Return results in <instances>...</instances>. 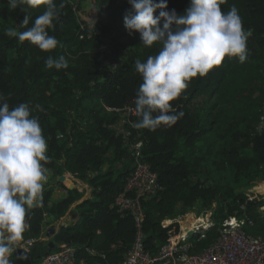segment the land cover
<instances>
[{
	"label": "trees",
	"instance_id": "16d2710c",
	"mask_svg": "<svg viewBox=\"0 0 264 264\" xmlns=\"http://www.w3.org/2000/svg\"><path fill=\"white\" fill-rule=\"evenodd\" d=\"M189 2L168 0V8L183 14ZM56 3L64 6L60 9L59 21L49 34L58 39L60 46L51 52H43L28 41L20 42L5 35V29L26 31L42 14L44 6L33 9L21 5L13 10L8 0H0V95L10 108L21 102H30L34 108L35 85L54 75L55 91L70 103L74 111L80 110L83 117L85 114L91 116L80 125L70 123L62 109L42 106L43 111L34 109L32 112L39 119L48 143L47 154L51 159L45 165L46 169H55L59 175L64 172L74 174L89 186L91 198L81 200L80 192L66 188L65 197L53 201L54 190L45 188L42 205L32 209L27 217L31 227L23 239L36 240L31 249L34 259L50 252L47 244L52 241L54 248L64 243L76 244L79 247L77 257L84 258L86 264H121L134 238V222L130 215L117 214L111 205L124 189L133 163L132 166L129 162L113 168L114 161L120 162L126 149L123 136L108 128L116 117L105 108L135 106L142 78L135 70L134 61H145L149 55H156L161 46L154 44L147 48L139 33L129 35L125 30L123 17L131 7L128 0H97V21L92 28L79 23L72 0H56ZM232 5L239 9L244 28L252 33L248 39V59L240 63L236 57H226L223 64L206 77L194 78L186 93L172 102L178 111L184 112V116L171 128L162 126L154 132L131 129L129 138L141 141L140 153L156 173L161 186L156 195L142 200L144 248L151 252H156L166 241L167 229L162 225L165 217L185 214L195 206L201 211L215 205L214 224L205 230V240L199 243L202 246L216 236L223 219L235 211L240 213L236 202L243 200V194H233L231 190L217 193L210 186L190 180L189 162L177 156L180 145L193 146L221 128L219 142L216 138L204 142L205 152L211 154L215 151L220 155L216 167L219 170L229 168L249 178L258 171H261L260 179L264 175V134L254 132L258 106L264 96L257 94L250 98L253 82L264 78V0H227L221 5L222 11L227 12ZM25 15L29 17V23L22 27ZM81 33L89 38L79 39ZM108 52L117 54L124 63L112 67L106 62ZM49 55L57 59L64 56L68 68L59 71L46 68L45 60ZM239 101L243 104L240 111L235 110L237 114L231 113L232 119L224 121L217 106L227 107ZM83 103H92V106L86 107ZM135 119L139 121V117ZM58 133L62 134L61 138H56ZM244 148L258 156L241 155ZM109 150L114 153L115 160L111 162L106 156ZM73 203H76L77 210L74 221L59 226L51 240H41L43 213L58 219ZM258 205L261 202L256 200L248 203L247 212L255 226L247 230L253 235H264V216L257 212ZM86 248L104 256L90 255ZM11 260L12 264H25L17 256H12Z\"/></svg>",
	"mask_w": 264,
	"mask_h": 264
},
{
	"label": "clouds",
	"instance_id": "9594fccd",
	"mask_svg": "<svg viewBox=\"0 0 264 264\" xmlns=\"http://www.w3.org/2000/svg\"><path fill=\"white\" fill-rule=\"evenodd\" d=\"M131 6L123 17L129 35L139 33L142 44L161 46L156 55L145 61L136 59L134 66L142 83L135 97L134 114L139 117L137 129L154 132L171 128L184 116L172 102L186 93L194 78L206 77L223 64L226 57L244 63L249 56L248 39L251 30L243 25L239 9L232 5L227 12L221 5L227 0H190L183 14L168 8V0H128ZM11 9L44 6L30 28L18 32L5 29V35L28 41L43 52L60 46L49 34L59 21L63 3L56 0H8ZM26 11L24 7L20 8ZM158 12V14H157ZM29 23L25 15L22 27ZM68 60L49 55L45 67L57 71L67 69ZM30 102L10 108L0 95V264H12L11 257L20 247L24 233L30 229V211L43 203L48 181L46 164L50 162L48 143ZM19 259H27L25 253Z\"/></svg>",
	"mask_w": 264,
	"mask_h": 264
},
{
	"label": "built area",
	"instance_id": "2783aa9c",
	"mask_svg": "<svg viewBox=\"0 0 264 264\" xmlns=\"http://www.w3.org/2000/svg\"><path fill=\"white\" fill-rule=\"evenodd\" d=\"M86 38H89V35L83 33L79 35L81 40ZM134 108V105L108 108L107 110L116 117L108 128L121 134L123 138H129L131 129H136ZM254 132L258 135L264 134V111L258 116ZM61 137L62 134L56 135V138ZM140 147L141 141L136 140L132 171L126 179L124 189L116 195L111 205L117 214L130 215L134 222V238L121 264H264V235H253L247 230L255 226L254 220L247 212L248 203L253 200L260 201L258 195L264 192L258 191L255 188L257 186L249 194H244L242 201L237 200V209L240 213L235 211L233 215L223 219L216 236L208 244L199 245L205 240V230L214 224L212 214L215 205L201 213L190 211L187 214L165 217L162 225L167 229L166 241L156 252L146 250L142 231L145 217L142 200L156 195L161 186L156 173L142 157ZM66 188L64 185L58 192L66 194ZM260 209H264V204L257 206L258 212ZM43 216L41 234L47 229L44 228V224L48 215L43 213ZM35 241V239L20 241L17 250L27 255V259H23L25 264H86L84 258L77 257L79 247L73 243L60 244L47 254L34 259L31 249ZM85 250L90 255L104 256L88 248Z\"/></svg>",
	"mask_w": 264,
	"mask_h": 264
},
{
	"label": "rangeland",
	"instance_id": "374dc122",
	"mask_svg": "<svg viewBox=\"0 0 264 264\" xmlns=\"http://www.w3.org/2000/svg\"><path fill=\"white\" fill-rule=\"evenodd\" d=\"M72 3L75 8V13L77 16V19L79 23L83 26H87L88 28H92L94 23L97 21V0H72ZM6 3H3L5 5ZM105 41V39H103ZM105 47V45H104ZM107 51V49H105ZM94 51V50H93ZM251 51L254 52L255 48L252 47ZM110 54V55H109ZM106 62H110V64L114 67H120L124 60L119 57L115 53H109L108 52V58ZM55 77L54 75H51L49 77H46L42 79L39 84L35 85V89L33 90L32 98L36 104H39L41 106H47L48 108H58L65 111L66 116L68 117L70 123H77V124H85L87 118L91 119V116L89 114H85L83 117L82 112L80 110L74 111L73 108L70 106V103L67 102L63 97H61L53 88L55 83ZM250 98H254L257 94L260 96H264V78L256 79L252 86L250 87ZM83 106H92V103H83ZM243 104L242 102H233L232 105H229L227 107H223L222 104H219L217 106V109L221 112V115L224 119V121L230 120L231 113H236L235 110L240 111ZM108 108H105L107 110ZM264 111V101H262L258 106V112L259 114ZM222 119V120H223ZM257 124V122H256ZM255 124V125H256ZM222 133V129L219 128L211 133H209L205 138L198 140L193 146H185L180 145L177 156L183 157L186 159V161L189 162L191 175L190 180L192 182L199 181L202 184H205L206 186H210L213 190H215L217 193H224L227 190H231L233 194H249L250 191L253 190L255 187L258 191H264V175H262V178L260 179L261 171H258L257 174L252 173V178H249L245 176L244 174H237L229 168H224L219 170L216 167V162L220 158V155L216 153L215 151L211 154L205 152V145L204 142L208 140H212L216 138L217 142L220 141V137L218 134ZM65 139V138H64ZM135 141H132L130 138H124V146L126 149V152L124 153V157H122L121 161H114L112 164L113 168H119L120 164H125L134 161V154L136 153V150L134 148ZM241 155L253 157L258 156L256 153L251 152L247 148H244L241 150ZM107 158L108 161L111 162L114 159V153L112 150H109L107 152ZM194 157L199 158L196 160ZM115 160V159H114ZM59 168V166H58ZM48 170V169H47ZM48 181L45 184V188H52L53 190L61 189L64 185H73L74 188L77 186L78 188H82L81 181L77 179V177L70 173V172H64L61 175L56 173V170H48ZM80 183V184H79ZM84 193L86 190L81 189ZM56 193L54 192L53 195ZM65 193H62L61 195L53 196L52 200L57 201L62 198V196ZM86 196L89 197L90 194L85 192ZM259 202L261 204H264V192L261 195H258ZM77 203V202H76ZM76 203H73L68 210L65 212V214L55 219L53 217H48L47 221L44 224V228L47 227V229L51 226L55 228V231L58 229L61 225H69L71 224L75 218H71V214L77 213V210L75 209ZM190 211H194L196 213H201L204 210L199 211L198 207L195 206L192 209H189L186 211L185 214H187ZM258 212V211H257ZM261 216H264V209H260ZM42 234L41 240L48 241L51 240V238L46 237V231Z\"/></svg>",
	"mask_w": 264,
	"mask_h": 264
},
{
	"label": "crops",
	"instance_id": "0c3cea01",
	"mask_svg": "<svg viewBox=\"0 0 264 264\" xmlns=\"http://www.w3.org/2000/svg\"><path fill=\"white\" fill-rule=\"evenodd\" d=\"M79 180V179H78ZM81 181V180H80ZM80 184V183H79ZM67 188H68V185H65ZM81 186H82V188L81 189H85L86 191H87V193H89L90 194V192H91V190H90V188H89V186L85 183V182H83V181H81ZM69 189V188H68ZM75 189L78 191V192H80L81 194H82V198H81V200L82 199H85V198H91V196H89V197H87L86 196V194H85V192L83 193L82 192V190L80 189V188H78L77 186L75 187ZM54 192L56 193L55 195H52V198H53V196H59V195H61V193H59L58 192V189H56V190H54ZM54 194V193H53ZM63 195H66V194H63ZM62 197H64V196H62ZM80 200V201H81ZM71 218H75V213H73V214H71Z\"/></svg>",
	"mask_w": 264,
	"mask_h": 264
},
{
	"label": "water",
	"instance_id": "95a60500",
	"mask_svg": "<svg viewBox=\"0 0 264 264\" xmlns=\"http://www.w3.org/2000/svg\"><path fill=\"white\" fill-rule=\"evenodd\" d=\"M68 188L72 189V188H74V186L73 185H69ZM54 233H55V228L53 226H51L46 231V237L47 238H52ZM47 247L49 249H53L54 248V243L52 241H49L48 244H47ZM21 254H22L21 250H17V252L14 253V255L17 256V257H19ZM43 255H44V253L41 254V256H43Z\"/></svg>",
	"mask_w": 264,
	"mask_h": 264
}]
</instances>
